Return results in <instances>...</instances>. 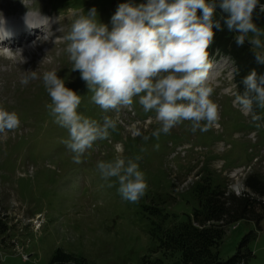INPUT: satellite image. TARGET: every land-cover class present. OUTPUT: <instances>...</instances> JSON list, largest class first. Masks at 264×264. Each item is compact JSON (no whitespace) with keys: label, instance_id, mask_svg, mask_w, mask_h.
<instances>
[{"label":"rangeland","instance_id":"374dc122","mask_svg":"<svg viewBox=\"0 0 264 264\" xmlns=\"http://www.w3.org/2000/svg\"><path fill=\"white\" fill-rule=\"evenodd\" d=\"M126 2L138 5L145 0H0V18L34 11L52 20L54 31L47 40L32 39L26 52L0 49V108L16 112L20 119L17 129L0 134V216L10 227L7 237L0 239L1 264H48L58 247L85 256L91 264H141L154 241L137 213L140 203L160 195L168 198L172 211L190 213L194 203L187 200L188 190L194 182L212 176L239 195L249 174L264 176V120L253 121L234 103L236 67L231 61L215 83H208L219 120L207 132L193 133L190 122L184 121L157 139L151 137L159 127L155 113L144 112L137 101L118 112H104L92 102L79 71L71 70L64 51L67 42L60 38L74 14L92 8L100 22L111 27V16ZM32 71L41 76L56 71L65 86L81 96L79 113L101 124L104 117L116 122L109 137L97 140L80 164L73 163V153L63 143L67 130L49 114L46 105L51 98L42 79L21 85L24 72ZM259 113L264 115L263 110ZM135 129L142 136L134 137ZM117 156L139 157L148 188L136 203L122 199L118 183L103 180L96 167L98 161ZM235 224L218 248L220 258L228 259L241 249L252 251L247 264H264V219L258 225L248 220ZM246 237L249 240L241 246ZM21 251L30 255L28 261Z\"/></svg>","mask_w":264,"mask_h":264},{"label":"clouds","instance_id":"9594fccd","mask_svg":"<svg viewBox=\"0 0 264 264\" xmlns=\"http://www.w3.org/2000/svg\"><path fill=\"white\" fill-rule=\"evenodd\" d=\"M258 5L257 15L264 14L260 0H145L138 5L126 2L117 6L110 19L111 27L100 22L95 8L74 14L70 28L60 39L67 42L64 51L71 70L79 71L92 93V102L102 111L118 112L131 107L135 100L144 112L155 113L159 127L151 137L167 135L184 121L190 122L193 133L207 132L219 120L218 105L211 99L214 89L208 84L212 67L208 48L214 38L213 29L223 30L220 20L214 19L216 8L227 14L221 19L229 31L237 33L236 44L242 46L248 41L256 63L264 65V28L253 21ZM35 79H42L51 98L46 105L49 114L67 130L68 139L63 143L73 153V163L80 164L97 140L109 137L116 122L104 117L101 124L79 113L81 96L67 88L56 71L42 76L37 71L24 72L20 83L26 86ZM241 83L245 90L242 94L236 92L234 103L253 121L264 120L257 111L264 110V73L252 70ZM19 126L16 112L0 108V134ZM132 135L142 133L135 129ZM149 138L143 136L144 140ZM117 151L122 152V148L117 146ZM138 160L139 157L117 156L96 165L101 178L118 183L121 198L131 203L138 202L148 188Z\"/></svg>","mask_w":264,"mask_h":264},{"label":"trees","instance_id":"16d2710c","mask_svg":"<svg viewBox=\"0 0 264 264\" xmlns=\"http://www.w3.org/2000/svg\"><path fill=\"white\" fill-rule=\"evenodd\" d=\"M264 4V0H260ZM253 13V21L264 28V14ZM200 15V10H198ZM217 6L214 19L220 20L223 30L213 29L214 38L209 45V58L231 59L235 66L234 81L239 93L244 92L242 79L252 70L264 73V65L256 63L255 54L248 41L242 46L235 42L237 33L224 26L221 17L226 16ZM238 73V74H237ZM258 112L260 110H257ZM264 112V110H263ZM244 190L237 195L226 184L212 176L193 183L187 200L193 202L190 213L172 211L168 198L154 196L151 202L139 204L137 213L144 221L154 244L141 257V264H247L252 251L241 249L228 259H221L218 248L230 225L241 220L264 219V176L251 173L245 178ZM8 221L0 216V238L9 234ZM249 240L246 237L241 246ZM48 264H91L85 256H79L58 247Z\"/></svg>","mask_w":264,"mask_h":264},{"label":"bare ground","instance_id":"6f19581e","mask_svg":"<svg viewBox=\"0 0 264 264\" xmlns=\"http://www.w3.org/2000/svg\"><path fill=\"white\" fill-rule=\"evenodd\" d=\"M23 22H25L24 25H22ZM41 22L42 21L39 17L33 15L32 12L31 13L29 12L22 20H12V21L5 20L4 22H1V25L2 26L5 25L7 27H12L14 25L16 26L21 25V27H18L17 32H15V37L17 39L14 38L13 42L16 43L19 41L18 45L23 44V46H21L19 49V51L22 53V52H26L28 49H30L33 46V44H31L33 41L32 39L36 37L37 31L41 29L40 26L42 25ZM43 22H46V24L50 25L49 23H47L49 21H43Z\"/></svg>","mask_w":264,"mask_h":264}]
</instances>
